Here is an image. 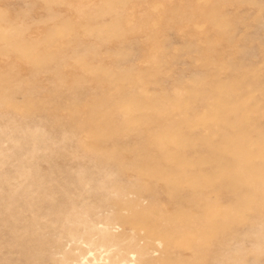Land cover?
<instances>
[{
	"label": "rangeland",
	"instance_id": "rangeland-1",
	"mask_svg": "<svg viewBox=\"0 0 264 264\" xmlns=\"http://www.w3.org/2000/svg\"><path fill=\"white\" fill-rule=\"evenodd\" d=\"M0 264H264V0H0Z\"/></svg>",
	"mask_w": 264,
	"mask_h": 264
}]
</instances>
